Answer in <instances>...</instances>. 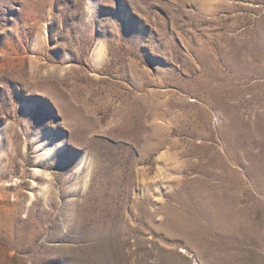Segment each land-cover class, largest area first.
Listing matches in <instances>:
<instances>
[{"label":"rangeland","instance_id":"obj_1","mask_svg":"<svg viewBox=\"0 0 264 264\" xmlns=\"http://www.w3.org/2000/svg\"><path fill=\"white\" fill-rule=\"evenodd\" d=\"M0 264H264V0H0Z\"/></svg>","mask_w":264,"mask_h":264}]
</instances>
